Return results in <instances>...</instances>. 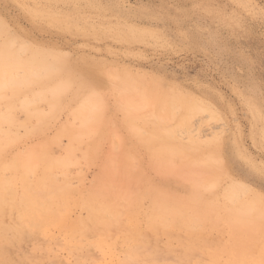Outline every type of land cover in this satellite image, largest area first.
<instances>
[{"label": "rangeland", "instance_id": "obj_1", "mask_svg": "<svg viewBox=\"0 0 264 264\" xmlns=\"http://www.w3.org/2000/svg\"><path fill=\"white\" fill-rule=\"evenodd\" d=\"M0 69V264H264V0H0Z\"/></svg>", "mask_w": 264, "mask_h": 264}, {"label": "bare ground", "instance_id": "obj_2", "mask_svg": "<svg viewBox=\"0 0 264 264\" xmlns=\"http://www.w3.org/2000/svg\"><path fill=\"white\" fill-rule=\"evenodd\" d=\"M48 47V46H47ZM51 48V47H50ZM9 65V64H8ZM8 67H10V66H8ZM15 67V66H14ZM11 68L13 69V67L11 66ZM10 68V69H11ZM6 69V68H5ZM11 69V70H12ZM58 69V68H57ZM56 70V69H55ZM61 71H62V68L60 69ZM60 70H58L59 72H60ZM0 71H1V69H0ZM57 71V72H58ZM8 73H9V71H7ZM12 72H14V70L12 71ZM64 72V71H63ZM5 73H6V70H5ZM29 74V73H28ZM39 76V75H38ZM124 78H125V75H124ZM9 81H12V79L11 80H9ZM12 83H13V81H12ZM3 84H5L4 82H3ZM14 84V83H13ZM65 84V83H64ZM7 85V84H6ZM11 86H12V84H10ZM10 85L8 86V87H10ZM63 85V84H62ZM3 86H5V85H0V87H3ZM63 89H64V87H63ZM164 99H165V97H164ZM163 99V101L165 102V100ZM179 101V100H178ZM111 102V101H110ZM176 102V101H175ZM184 109V108H183ZM91 111V110H90ZM90 114V113H89ZM88 115V114H87ZM92 116H94V115H92ZM90 119H91V117L90 116H88ZM96 117V116H95ZM87 118V117H86ZM86 118L85 119H83V120H86ZM89 118H87V119H89ZM97 119H98V117H96ZM95 118V119H96ZM90 119H89V122H87V123H90ZM94 119V120H95ZM188 119V118H187ZM186 119V117H185V119H183L182 121H181V125H183V126H187L188 125V120ZM85 122V121H84ZM94 122V121H93ZM95 122H97V121H95ZM85 124V123H84ZM190 125V124H189ZM191 126V125H190ZM184 128V127H183ZM161 130V129H160ZM159 130V131H160ZM184 130V129H183ZM162 131V130H161ZM0 133H1V131H0ZM149 134L151 135V137H149L150 138V141H153V140H155V139H157V140H162V143L163 144H161L162 145V148H163V152L165 151V153H167L168 155H170L171 157H172V155L173 156H175V155H180V156H183L187 151H188V149L183 145V144H181V143H179V142H177L176 141V139L174 140V138H173V134H172V132H171V130L169 129V127H167L166 126V128H165V131H163L162 133H160V132H158V131H153L152 129L149 131ZM190 140V139H189ZM192 151V150H191ZM188 153H190V152H188ZM192 154V153H191ZM196 155V154H195ZM189 156V155H188ZM178 157V156H177ZM168 159V158H167ZM174 159V158H173ZM207 162V161H206ZM210 164V163H209ZM186 171H187V169H186ZM105 173V172H104ZM103 173V174H104ZM194 172H192V174H193ZM192 174H189V175H192ZM97 175V174H96ZM199 175V174H198ZM203 175V174H202ZM48 177H49V175H47ZM104 176V175H103ZM205 176V175H204ZM101 177V176H100ZM192 177H193V175H192ZM186 178H188V176L186 177ZM197 176L195 175V177H193V180H194V184L192 185V188H193V190L191 191V193L190 192H187L184 196H180V197H178V195H175V194H173V195H169V194H167V196L169 197L168 199H165V200H167V203H166V206H165V210H164V212H165V214L167 215V216H169L170 218H171V220H172V228L173 229H177V230H181V229H183V227H184V222H185V218H186V215H188V214H190V213H195V212H197V211H200V202H201V196L198 194V188L200 187V185H201V183H200V181H197ZM112 179V178H111ZM101 180V179H100ZM188 180H192V179H188ZM192 180V181H193ZM99 181V180H98ZM186 181V180H185ZM46 183V182H45ZM105 183V182H104ZM39 184H41V183H39ZM188 184H189V182H188ZM45 186H46V184H45ZM190 186V185H189ZM188 186V187H189ZM130 187V186H129ZM186 187V186H185ZM233 187H236V185H234ZM45 187H43V189H44ZM203 188H205V187H203ZM238 188H240V187H238ZM103 190V189H102ZM210 190V189H209ZM206 192V191H205ZM155 193V192H154ZM207 193V192H206ZM210 194V193H209ZM158 195V194H157ZM212 195V194H211ZM235 196H237V195H235ZM235 196H233L234 198H235V200H237L236 199V197ZM256 196H258V195H256ZM4 197V196H3ZM109 197V196H108ZM115 197H116V195H115ZM208 197V196H207ZM161 198V197H160ZM114 200V199H113ZM160 201H161V199H160ZM159 201V202H160ZM59 202V201H58ZM262 201L259 199V197H254L253 199H252V201L251 202H246V203H244L243 205H241V207H239L240 209L239 210H236V211H234V213L236 214V215H239V216H243V217H245L247 220H249V221H251L252 223H250L249 225H251L252 227H251V229H253L254 227L256 228V229H259L260 228V225L261 226H264L263 225V219H264V203H261ZM99 203V202H98ZM98 205V204H97ZM38 206V205H37ZM41 206V205H40ZM88 206V205H87ZM93 206V205H92ZM95 207V206H94ZM93 207V208H94ZM4 208V207H3ZM52 208H54V207H52ZM86 209V208H85ZM109 210V207L108 206H106V207H104L103 205H101L99 208H97V209H95V210H92L91 211V217L87 220V223L88 224H93L94 223V221L96 222V221H98V217H97V212H106V211H108ZM51 211V210H50ZM112 212V211H111ZM227 214H229V215H231V214H233V212L231 211V210H229V211H225ZM6 213V212H5ZM50 213V212H49ZM116 213V212H115ZM84 214H86V213H84ZM120 214V213H119ZM218 214V213H217ZM102 215H104V214H102ZM95 216V217H94ZM99 216V215H98ZM110 216V215H109ZM27 217H29V216H27ZM120 217V216H119ZM118 217V218H119ZM1 218V217H0ZM24 218V217H23ZM116 218V217H115ZM101 220V219H100ZM99 220V221H100ZM117 220V219H116ZM150 220V219H149ZM9 221H11V220H9ZM103 222V221H102ZM4 223V222H3ZM7 223V222H6ZM11 223V222H10ZM149 223V222H148ZM101 224V223H100ZM103 224V223H102ZM105 224V223H104ZM13 225V224H12ZM108 227V226H107ZM101 228V227H100ZM103 228V227H102ZM84 229V228H83ZM94 229V228H93ZM98 229V228H97ZM250 229V230H251ZM20 231H22V230H20ZM94 231V230H93ZM90 232V231H89ZM28 233V232H27ZM21 234V233H20ZM87 234V233H86ZM97 234H99V233H97ZM96 234V235H97ZM35 235V234H34ZM34 235H33V237H34ZM91 235V234H90ZM31 236V235H30ZM87 236V235H86ZM10 237V236H9ZM17 237V236H16ZM19 237V238H18ZM17 238L18 239H21L22 237H20V236H18ZM90 237V236H89ZM88 237V238H89ZM100 237V236H99ZM36 238H39V237H36ZM91 238V237H90ZM30 239V238H29ZM9 240V239H8ZM16 240V239H15ZM37 240V239H36ZM86 240V239H85ZM91 240V239H90ZM12 241V240H11ZM249 241H250V238H249ZM206 242V241H205ZM9 244H10V242H8ZM150 243V242H149ZM144 247V246H143ZM244 247V246H243ZM3 251V250H2ZM92 251V250H91ZM94 251V250H93ZM160 253H161V251H159ZM26 253H28V252H26ZM5 254V253H4ZM150 254V253H149ZM148 254V255H149ZM155 256V255H154ZM157 256V255H156ZM94 257V256H93ZM150 257H151V255H150ZM260 257V256H259ZM153 258V257H152ZM155 258V257H154ZM157 258V257H156ZM35 259V258H34ZM95 259V258H94ZM93 259V260H94ZM166 260V259H165ZM7 261V260H6ZM189 263V262H188ZM235 263V262H234ZM9 264H10V262H9Z\"/></svg>", "mask_w": 264, "mask_h": 264}]
</instances>
